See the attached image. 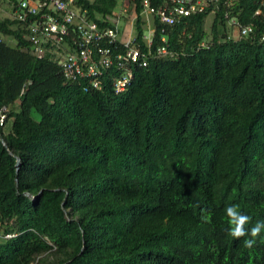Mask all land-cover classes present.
Returning a JSON list of instances; mask_svg holds the SVG:
<instances>
[{
	"label": "trees",
	"instance_id": "16d2710c",
	"mask_svg": "<svg viewBox=\"0 0 264 264\" xmlns=\"http://www.w3.org/2000/svg\"><path fill=\"white\" fill-rule=\"evenodd\" d=\"M205 1L154 17L151 48L165 36L172 55L122 92L111 71L101 88L67 79L0 11V264H264V230L246 248L226 214L264 221V0ZM128 2L146 51L144 0ZM75 3L99 21L122 0Z\"/></svg>",
	"mask_w": 264,
	"mask_h": 264
},
{
	"label": "built area",
	"instance_id": "2783aa9c",
	"mask_svg": "<svg viewBox=\"0 0 264 264\" xmlns=\"http://www.w3.org/2000/svg\"><path fill=\"white\" fill-rule=\"evenodd\" d=\"M76 0H0V11L26 25L27 38L33 52L43 57L47 50L55 54L62 66L64 76L69 80L82 79L85 90L101 88V76L111 71L113 85L118 92L124 91L135 73V66H146L147 57L171 54L166 37L155 50L156 28L153 25L157 16L161 23L173 25L181 18L202 11L205 0H172L171 4L161 8L144 0L143 11L147 29L144 40L147 50L143 51L142 42L134 31L137 14L131 13L128 0H122L120 6L111 14L100 16L99 21L91 17L88 8L76 5ZM133 16V17H132ZM232 22H235L232 20ZM240 28L247 34L251 26ZM113 72V73H112ZM5 107L0 110V126H6ZM14 234L5 233L0 224V239L10 238Z\"/></svg>",
	"mask_w": 264,
	"mask_h": 264
},
{
	"label": "clouds",
	"instance_id": "9594fccd",
	"mask_svg": "<svg viewBox=\"0 0 264 264\" xmlns=\"http://www.w3.org/2000/svg\"><path fill=\"white\" fill-rule=\"evenodd\" d=\"M226 214L229 217V223L232 227L229 229V234L239 239L241 237L250 235L251 238L245 239L244 246L252 248L256 243V238L260 236L264 230V221H258L250 230L245 226L249 223L250 217L238 210V206L230 205L226 208Z\"/></svg>",
	"mask_w": 264,
	"mask_h": 264
},
{
	"label": "rangeland",
	"instance_id": "374dc122",
	"mask_svg": "<svg viewBox=\"0 0 264 264\" xmlns=\"http://www.w3.org/2000/svg\"><path fill=\"white\" fill-rule=\"evenodd\" d=\"M2 13L3 14H7L4 10H2ZM10 16V15H9ZM213 13H210L209 16L207 17L206 19V24H205V27L206 29L209 31L210 27H211V24H212V21H213ZM11 44H15L14 41L12 40H9ZM9 124L5 127V130L8 131L9 130Z\"/></svg>",
	"mask_w": 264,
	"mask_h": 264
},
{
	"label": "water",
	"instance_id": "95a60500",
	"mask_svg": "<svg viewBox=\"0 0 264 264\" xmlns=\"http://www.w3.org/2000/svg\"><path fill=\"white\" fill-rule=\"evenodd\" d=\"M17 165H18V166L20 165V159H18V161H17Z\"/></svg>",
	"mask_w": 264,
	"mask_h": 264
}]
</instances>
